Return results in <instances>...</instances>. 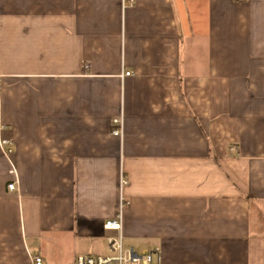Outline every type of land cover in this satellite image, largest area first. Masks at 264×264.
<instances>
[{
	"label": "crops",
	"instance_id": "1",
	"mask_svg": "<svg viewBox=\"0 0 264 264\" xmlns=\"http://www.w3.org/2000/svg\"><path fill=\"white\" fill-rule=\"evenodd\" d=\"M129 1L0 0V264H264V0Z\"/></svg>",
	"mask_w": 264,
	"mask_h": 264
},
{
	"label": "built area",
	"instance_id": "2",
	"mask_svg": "<svg viewBox=\"0 0 264 264\" xmlns=\"http://www.w3.org/2000/svg\"><path fill=\"white\" fill-rule=\"evenodd\" d=\"M130 5L133 1L130 0ZM131 73H125L123 77L130 76ZM115 128L113 134L121 136L123 134V119L114 121ZM233 153H237L238 149H232ZM12 150H6V156H9ZM12 174H16L13 166ZM17 182L9 185L10 191L16 190ZM126 179L122 178V185H126ZM128 203L122 199L119 215L105 223L104 228L116 235L107 237V246L110 252L108 256H81L75 259L71 264H161L162 256L159 249L152 251L138 252L135 245L123 235V211ZM32 264H49L40 254L29 253Z\"/></svg>",
	"mask_w": 264,
	"mask_h": 264
},
{
	"label": "rangeland",
	"instance_id": "3",
	"mask_svg": "<svg viewBox=\"0 0 264 264\" xmlns=\"http://www.w3.org/2000/svg\"><path fill=\"white\" fill-rule=\"evenodd\" d=\"M139 253L141 252L140 249L137 250ZM88 255L92 256H108L110 255L109 249L107 246L100 245L95 251L88 253ZM53 264V263H50Z\"/></svg>",
	"mask_w": 264,
	"mask_h": 264
}]
</instances>
